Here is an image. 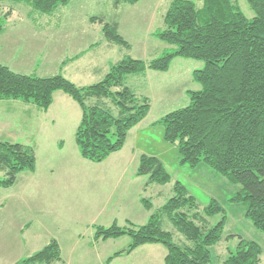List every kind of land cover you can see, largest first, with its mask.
Returning <instances> with one entry per match:
<instances>
[{"label": "rangeland", "instance_id": "1", "mask_svg": "<svg viewBox=\"0 0 264 264\" xmlns=\"http://www.w3.org/2000/svg\"><path fill=\"white\" fill-rule=\"evenodd\" d=\"M171 1L140 0L115 6L113 0H71L49 14L32 13L24 3L3 2L6 16L0 20L4 26L0 63L15 72L48 76L66 73L68 67L62 68L75 58L81 59L71 66L82 68L84 63L94 62L107 71L126 55L143 61L156 59L174 48L154 35L164 28L163 17ZM194 1L201 6L200 0ZM237 3L247 18L254 16L247 0ZM92 17L105 23L116 22L118 33L130 47L108 41L103 23ZM91 43L94 50L86 51ZM203 66L201 60L174 57L167 72L150 73L144 80L140 77L139 86L129 82L133 75L127 76L135 93H147L139 96H146L150 102L147 124L155 123L128 138L122 148L124 157L109 155L102 165L91 169H84L86 165L79 161L74 125L80 118V108L75 102L56 103L48 113L20 100L18 105L5 103L6 123L1 124L0 141L31 145L37 157V175L32 178V173L23 171L13 185L0 187V264H14L52 239L59 244L62 261L51 264H164L167 249L163 245L145 244L127 253L129 236L96 240L95 227H109L114 222L120 227L145 224L151 213L174 195L176 181L195 198L198 210L212 199L224 209L208 218L212 226L225 216L221 240L210 247L212 264H224L241 239L260 246L258 264H264V231L245 215L242 202L231 201L238 186L206 163L196 167L181 163L177 145L164 140L163 125L156 123L167 113L189 104L188 91L201 89L193 71ZM65 77L69 79L67 74ZM102 77L71 81L86 86ZM54 140L64 142L62 151L56 144L51 145ZM129 150L134 152L135 161L125 156ZM142 152L162 161L170 182L144 186L147 177L134 173ZM139 195L151 202V210L141 204ZM163 228L173 232L175 241L183 240L169 220H164ZM117 252L120 253L115 256ZM110 257L114 258L108 260Z\"/></svg>", "mask_w": 264, "mask_h": 264}, {"label": "trees", "instance_id": "2", "mask_svg": "<svg viewBox=\"0 0 264 264\" xmlns=\"http://www.w3.org/2000/svg\"><path fill=\"white\" fill-rule=\"evenodd\" d=\"M24 3L32 13H52L71 0H0ZM140 0H113L114 5L135 4ZM172 0L164 14V28L154 35L174 46L150 61L129 55L115 62L102 79L78 86L61 72L38 76L11 70L0 63V101L20 100L47 111L53 94L61 91L77 103L81 115L74 132L81 158L101 163L121 150L129 131L149 113L146 96L137 95L126 85V78L146 70L167 71L174 57L201 60L204 66L193 71L201 89L188 91L187 106L164 115L156 123L163 125V138L177 145L181 163L192 167L206 163L238 189L231 198L245 205V215L264 231V0H247L254 16L249 19L237 0ZM11 11V10H10ZM108 41L125 48L130 45L118 33L116 22L105 23ZM4 26L0 25V33ZM66 62V61H65ZM63 62V64L65 63ZM63 141L59 142V146ZM36 153L31 145L0 141V187H9L23 171L33 172ZM147 177V185L171 181L162 161L141 154L136 170ZM174 195L145 224L120 227L96 226L98 239L131 238L126 252L145 244H161L167 249L164 264H212L210 247L221 240L225 216L210 226L208 218L224 212L212 199L202 210L185 186L176 181ZM142 204L151 210L145 198ZM167 219L183 238L177 242L173 232L163 228ZM120 252L115 254L119 255ZM260 246L241 239L224 264H258ZM114 256V257H115ZM114 257L108 258L112 260ZM62 261L55 239L14 264H51Z\"/></svg>", "mask_w": 264, "mask_h": 264}, {"label": "crops", "instance_id": "3", "mask_svg": "<svg viewBox=\"0 0 264 264\" xmlns=\"http://www.w3.org/2000/svg\"><path fill=\"white\" fill-rule=\"evenodd\" d=\"M6 30V29H5ZM4 32H2V33H0V35L1 34H3ZM99 44V43H98ZM90 46L91 47H89L88 49H86V51H90V50H94V48H95V46H94V44L93 43H91L90 44ZM78 57H79V55H78ZM81 58H75V59H73L72 61H69L63 68H62V70H64V68H66V67H68L67 68V71H64V72H66V73H64V75L66 76V74L69 76V79L70 80H72V81H74L75 80V78H80V80H82V79H85V78H94V76L95 77H97V78H100V76H104V74L107 72V70H105L103 67H99V66H97V65H95V63L94 62H89V63H84V64H86V66L87 67H84V64H83V66H82V68H80V66H76V65H73V66H71L73 63H75V62H78L79 60H80ZM153 72H162V73H164V72H167V71H156V70H146L145 72H143V73H138V74H132L133 75V77L132 78H130V80H129V82H132L133 84H135V85H137V86H139V84H140V80L141 79H146L149 75H150V73H153ZM135 77H137V78H135ZM140 77H141V79H140ZM128 78V77H127ZM127 78H126V85L128 86V87H130L129 85H128V83H127ZM99 80V79H98ZM76 83V82H75ZM76 84H78V83H76ZM78 85H81V83H79ZM133 91H135L132 87H130ZM139 90H142V88H141V86L138 88ZM136 92V91H135ZM136 94H138V95H141V94H145V95H147V93H143V92H141V91H138ZM72 99L67 95L66 96V94H64L63 92H61V91H56L54 94H53V102H52V104H51V106L49 107V109L46 111V113H48L49 111H50V109H52V106H54V104H56V103H64V102H68V101H71ZM19 100H1L0 101V128H1V124H5L6 123V120H5V114H4V111H5V109H4V107H5V103H12V104H9V105H18L17 103H19L18 102ZM73 101V100H72ZM73 102H75V101H73ZM76 103V102H75ZM77 104V103H76ZM3 109V110H2ZM1 110H2V113H1ZM80 115H81V111H80ZM147 118L145 117L141 122H139L136 126H134L130 131H129V133H128V135H127V139H126V141L128 140V138H130V137H136L138 134H139V132L140 131H142V130H144L145 128H147L149 125L151 126V125H153L154 123L152 122V123H150V124H147V120H146ZM50 120V119H49ZM79 120H80V118H79ZM79 120H78V122L77 123H75V125H74V127H75V129H76V127H77V125H78V123H79ZM52 122H53V120H52ZM147 124V125H146ZM144 125H146V126H144ZM59 142H61V141H58V140H54L52 143H51V145L52 144H56V146H57V148L59 149V151H62L63 150V148H64V142H63V145L62 146H59ZM126 145V144H125ZM121 153H122V149L121 150H119V151H117V152H115V153H113V154H111V155H114L116 158H118V157H124V154H122L121 155ZM134 152L133 151H131V150H129V152H127V154H125V156H127L128 158H129V160H130V162L131 161H135V156H134V154H133ZM141 154H143V152L141 153ZM110 155V156H111ZM119 155H121V156H119ZM110 156L107 158V159H109L110 158ZM106 159V160H107ZM36 160H37V157H36ZM79 161H80V164H84V165H86V166H83V168L84 169H91V168H93V166H96V165H102L101 163H103V162H101V163H93V162H90V161H87V160H85V159H79ZM87 162L88 163H92V164H87ZM138 164H139V161H138V163L136 164V168H135V170H134V173H136V170H137V167H138ZM3 173V172H2ZM23 172H21V173H19L18 175H17V179H16V181L18 180V177H19V175H21ZM30 173H32L31 175H32V178H34L35 177V175H37V161H36V166H35V170L33 171V172H30ZM4 175V174H3ZM137 175V174H136ZM139 176V175H138ZM95 178H96V176H95ZM97 180H99L98 178H96ZM94 180L95 179H91V181L92 182H94ZM148 180V179H147ZM147 180H146V183H145V187H148V185H147ZM140 181H142V180H140ZM92 182H88V185L90 184V183H92ZM90 186H92V184H90ZM140 194V193H139ZM141 199L142 198H140V195H139V201L141 202V204H142V201H141ZM24 226H28V224H24ZM23 227H22V224H20L19 225V230L22 232V229ZM3 240H4V238L3 237H1ZM5 244H6V241H5ZM5 246V245H4Z\"/></svg>", "mask_w": 264, "mask_h": 264}]
</instances>
